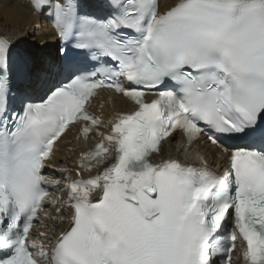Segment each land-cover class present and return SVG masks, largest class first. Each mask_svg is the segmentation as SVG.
Wrapping results in <instances>:
<instances>
[{
  "label": "snow or ice",
  "instance_id": "6c2138e0",
  "mask_svg": "<svg viewBox=\"0 0 264 264\" xmlns=\"http://www.w3.org/2000/svg\"><path fill=\"white\" fill-rule=\"evenodd\" d=\"M28 3L57 44L0 35V264H264V0ZM177 133L222 171L164 159Z\"/></svg>",
  "mask_w": 264,
  "mask_h": 264
},
{
  "label": "bare ground",
  "instance_id": "6f19581e",
  "mask_svg": "<svg viewBox=\"0 0 264 264\" xmlns=\"http://www.w3.org/2000/svg\"><path fill=\"white\" fill-rule=\"evenodd\" d=\"M172 2L174 0H162L161 7L163 8L164 5ZM0 34L13 42L23 41L24 43H21L17 48V52L26 54L34 60L40 55L51 56L55 54V46L57 44L55 34L48 22L43 18V15H38L32 10L28 0H0ZM32 45L36 47L32 48ZM40 49L43 50L42 53L37 51ZM108 114L110 112L104 110V115L108 116ZM68 144L67 153L68 149L76 147L71 139L68 140ZM172 145L173 143L170 141L163 146L162 156L164 159L171 158L177 154L176 150L172 149ZM74 152H77V149H73V151L68 153L69 157L66 161L60 157L57 158L58 161H63L64 164L73 169V176H75ZM155 159L160 160L161 157H155ZM54 194L60 195L61 193L56 190ZM49 223L55 227L51 221ZM66 224L67 221L65 220V226ZM59 230V228L56 229L57 232ZM234 253L236 255V252ZM232 264H240V261L233 259Z\"/></svg>",
  "mask_w": 264,
  "mask_h": 264
}]
</instances>
